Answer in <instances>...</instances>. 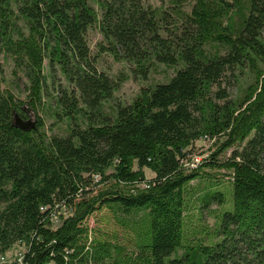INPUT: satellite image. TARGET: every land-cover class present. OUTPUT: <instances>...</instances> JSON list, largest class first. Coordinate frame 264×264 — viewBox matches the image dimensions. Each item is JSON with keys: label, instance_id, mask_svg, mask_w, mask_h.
Segmentation results:
<instances>
[{"label": "trees", "instance_id": "1", "mask_svg": "<svg viewBox=\"0 0 264 264\" xmlns=\"http://www.w3.org/2000/svg\"><path fill=\"white\" fill-rule=\"evenodd\" d=\"M95 2L100 14L88 0H0V52L28 80L24 100L0 86V256L22 246V264H264V0ZM101 53L143 78L158 64L175 73L107 112L118 82L98 69ZM242 69L249 80L228 99L221 85ZM53 71L64 135L39 116L13 126L22 105L48 107ZM204 139L214 148L189 166ZM101 210L113 228L88 223Z\"/></svg>", "mask_w": 264, "mask_h": 264}, {"label": "rangeland", "instance_id": "2", "mask_svg": "<svg viewBox=\"0 0 264 264\" xmlns=\"http://www.w3.org/2000/svg\"><path fill=\"white\" fill-rule=\"evenodd\" d=\"M88 2L90 6L98 12V14L101 13V10L95 0H88ZM144 3L146 5L161 8L166 6L167 0H144ZM19 25H23V22L19 21ZM88 40L93 50H95V43L101 40V34L96 28H92L88 31ZM97 67L100 71L107 74L112 80L118 82V87L113 91L112 98L108 99V102L104 104V111L107 112H111L113 108H116V105H126L130 103L132 98L139 92V89L142 86L167 81L175 73V67H167L163 64H158L154 70H149L146 78H143L139 73L134 72V66L132 64L123 59H115L110 53L100 54ZM52 74L53 83L49 87L48 92L45 93V102L48 107L38 113H34L32 110L26 108L25 105H22V107L25 108L26 113H29L30 116L32 115L31 121L35 122V119L39 116L45 124V129L48 131L51 129V133L64 135L67 119L63 116L54 117L50 114V112H53L57 108L53 99L54 96L57 95L56 86L59 83L64 84L65 81L58 71H53ZM119 77L121 79L118 80ZM248 80L249 76L245 69H242V71L236 70L233 75L228 73L221 86L222 88H226L228 99H230L237 94L238 88L244 86ZM27 84L28 80L22 72H13V64L10 56L4 52H0V86L11 90L19 100H24ZM28 118L29 116L24 120H28ZM214 141L204 139L196 142L194 154L191 156L190 160L187 161V164L189 165L190 163H195V158H203L207 155L214 148ZM146 175L149 176L150 173L146 171ZM214 206L216 205L214 204ZM111 221L110 215L103 210L95 212L92 218L88 219V223L91 226L98 224L99 226L113 228L114 225ZM54 223H57L56 219L54 220ZM202 224L212 227L214 219L208 213L204 212L202 214ZM22 251V246H14L8 250L5 256L6 260H12Z\"/></svg>", "mask_w": 264, "mask_h": 264}, {"label": "water", "instance_id": "3", "mask_svg": "<svg viewBox=\"0 0 264 264\" xmlns=\"http://www.w3.org/2000/svg\"><path fill=\"white\" fill-rule=\"evenodd\" d=\"M31 116H29L28 120L22 119L17 113L14 114V117L12 119V125L15 127H18L22 130H30L35 127V122L31 121Z\"/></svg>", "mask_w": 264, "mask_h": 264}, {"label": "built area", "instance_id": "4", "mask_svg": "<svg viewBox=\"0 0 264 264\" xmlns=\"http://www.w3.org/2000/svg\"><path fill=\"white\" fill-rule=\"evenodd\" d=\"M208 140V139H206ZM201 158H195V163H190L189 165L190 166H195L196 163H198L200 161ZM15 259H16V262L17 264H22V253H18L16 256H15ZM7 261L6 260V257L5 256H0V264H3V262Z\"/></svg>", "mask_w": 264, "mask_h": 264}, {"label": "flooded vegetation", "instance_id": "5", "mask_svg": "<svg viewBox=\"0 0 264 264\" xmlns=\"http://www.w3.org/2000/svg\"><path fill=\"white\" fill-rule=\"evenodd\" d=\"M28 116H30L29 113H26V118H27ZM24 119H25V118H24Z\"/></svg>", "mask_w": 264, "mask_h": 264}]
</instances>
